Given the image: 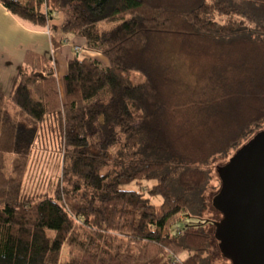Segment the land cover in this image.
<instances>
[{"label": "trees", "instance_id": "obj_1", "mask_svg": "<svg viewBox=\"0 0 264 264\" xmlns=\"http://www.w3.org/2000/svg\"><path fill=\"white\" fill-rule=\"evenodd\" d=\"M0 4L47 28L53 49L58 27L107 61L69 59L62 103L53 63L27 50L0 90V264H201L208 169L264 130V0ZM56 14L68 19L50 24ZM41 133L54 134L67 184L24 193ZM175 215L185 224L164 231Z\"/></svg>", "mask_w": 264, "mask_h": 264}, {"label": "water", "instance_id": "obj_2", "mask_svg": "<svg viewBox=\"0 0 264 264\" xmlns=\"http://www.w3.org/2000/svg\"><path fill=\"white\" fill-rule=\"evenodd\" d=\"M213 199L222 218L213 222L222 253L232 264H264V130L217 167Z\"/></svg>", "mask_w": 264, "mask_h": 264}, {"label": "rangeland", "instance_id": "obj_3", "mask_svg": "<svg viewBox=\"0 0 264 264\" xmlns=\"http://www.w3.org/2000/svg\"><path fill=\"white\" fill-rule=\"evenodd\" d=\"M66 19H68V17L61 14H56L52 18L50 24L63 23ZM43 29L46 32H49L47 28ZM51 33L56 39H59L63 35L71 36L69 32H62L58 27L56 29L51 28ZM97 61H99V64L103 67L106 65V63H103V61L101 60ZM130 79L133 83L136 84L143 80V76L137 71H131ZM97 98L99 97H96L94 99ZM106 99L107 97L102 99L100 98V100L102 101H105ZM89 139L92 143L96 145L99 144L100 139L97 133L90 134ZM117 147V145L113 146L111 148V151H114ZM224 163H226L224 159L217 160L212 163L211 167L208 169L211 180L210 184L205 190L206 206L202 210L201 219L209 220L203 224V227L210 236L211 246L209 251L203 254L201 264H232L231 259L226 257L219 247V241L215 236L213 225V222H217L222 218V214L215 207L213 199L218 194L220 189V187L218 186L220 178L218 175L217 167L222 166ZM67 177V175H62L61 172V158L58 153L54 134L51 133L47 137L46 134L41 133L34 143V147L27 163L25 174L21 183V191L30 194L51 191L59 182L67 184ZM151 183L155 182L153 181ZM121 188L136 190L140 189L139 185L136 184V182L130 183L128 185H123L121 186ZM149 201L152 204L157 205L161 202V198L159 196H152L150 197ZM185 222L186 220L184 216L175 215L167 221L164 231L175 232L177 229L181 228L185 224Z\"/></svg>", "mask_w": 264, "mask_h": 264}, {"label": "crops", "instance_id": "obj_4", "mask_svg": "<svg viewBox=\"0 0 264 264\" xmlns=\"http://www.w3.org/2000/svg\"><path fill=\"white\" fill-rule=\"evenodd\" d=\"M64 41L53 49L50 34L14 17L0 4V90L8 93L21 65L25 52L31 50L49 58L53 63L60 101L64 102L62 77L66 73L67 61L78 54L95 58L106 63L98 52L85 49V41L80 37L65 36Z\"/></svg>", "mask_w": 264, "mask_h": 264}]
</instances>
